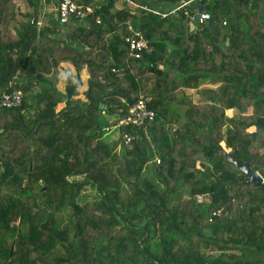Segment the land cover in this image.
I'll return each instance as SVG.
<instances>
[{"label": "trees", "instance_id": "trees-1", "mask_svg": "<svg viewBox=\"0 0 264 264\" xmlns=\"http://www.w3.org/2000/svg\"><path fill=\"white\" fill-rule=\"evenodd\" d=\"M26 1L13 30L0 0V96L24 93L0 109V264H264V181L224 154L264 177V0H78L88 24L41 27ZM200 4L211 17L191 24ZM128 20L153 47L141 58ZM62 63L86 68V100L80 79L57 88ZM141 96L155 118L120 123Z\"/></svg>", "mask_w": 264, "mask_h": 264}, {"label": "built area", "instance_id": "built-area-1", "mask_svg": "<svg viewBox=\"0 0 264 264\" xmlns=\"http://www.w3.org/2000/svg\"><path fill=\"white\" fill-rule=\"evenodd\" d=\"M125 1V0H124ZM128 5L132 6L133 8L143 7L148 9L147 6H143L133 0H126ZM51 9L56 12V16L60 18V21L66 25L70 24L73 19H78L81 22H86L87 18L93 14L94 8L91 5H83L79 3L78 0H51L50 2ZM188 2L181 3L180 5L176 6L171 13H176L177 10L182 8ZM156 13H162L158 8L152 9ZM197 10L195 15L190 17L191 24H193L196 18ZM166 16L168 13H162ZM210 13L206 10L200 14L199 23H204L206 20L210 19ZM34 20V19H33ZM97 22H101L100 18L97 19ZM43 22L39 19L38 26H42ZM128 29L133 32L131 36L126 38L127 42L130 44L129 48L132 52V55L135 58H141L145 52L150 53L153 50V47L150 46L149 40L145 37H136L138 36V30H135L130 20H128ZM113 71H118V69L113 68ZM24 99V93L20 89H16L10 92H4L0 96V109H13L18 108L22 105ZM151 101L150 97L141 96L139 100L135 103H132L128 106V116H126L120 123H133L135 125H143L147 121H152L155 118L156 112L153 109H150L149 102ZM119 123L117 124V126ZM133 136L131 134H126L123 137V142L128 144ZM157 163L161 162V158H156ZM200 201L203 200V196H198Z\"/></svg>", "mask_w": 264, "mask_h": 264}, {"label": "crops", "instance_id": "crops-1", "mask_svg": "<svg viewBox=\"0 0 264 264\" xmlns=\"http://www.w3.org/2000/svg\"><path fill=\"white\" fill-rule=\"evenodd\" d=\"M123 1L124 0L118 1L117 2V7H118V5H121V8H122L125 5ZM16 3H17V8H20L21 11H25V7L26 6L28 7V5H27L28 3H27L26 0H16ZM42 5L43 6H42L41 13H40V20H42L43 25H44V23L47 24V23L50 22V19H48L49 10H51V11H53V10L51 9L50 3H48L46 0H42ZM128 6H129V8L134 9L132 6H130V5H128ZM165 8L167 10H171V9H173L175 7L171 6L170 4H165ZM18 11H19V9H18ZM24 14L25 13H22V12L18 13V19L12 24L13 30H15L14 29L15 27H19V29H20L22 22H25L27 20V17ZM19 19H21V20H19ZM58 70L59 71L57 73V77L53 76V78H54V80L56 82V86L59 89V91L64 93L65 86H66L67 80L69 78H72L75 81V83H77L79 81V79H80L82 81H81V86L79 87V95L77 97H79V98H81L83 100H86L85 95H84L85 90L88 88V85H87L88 73L86 71V68H84L80 72V77H79L77 71L75 70L74 66L72 64H69V63H62L61 67ZM39 76H41V74ZM204 80L209 81V82L211 81L209 78H206ZM202 86H214V85L210 82L208 84L203 83L201 85V87ZM185 90L187 92L191 91L190 95L192 97H193V95H197V90H194V89H185ZM36 91H37V89H34V91H33L34 94L36 93ZM60 105H62L60 107V109H61L65 105V101L60 102L58 106H60ZM110 122H112V121L110 120Z\"/></svg>", "mask_w": 264, "mask_h": 264}, {"label": "water", "instance_id": "water-1", "mask_svg": "<svg viewBox=\"0 0 264 264\" xmlns=\"http://www.w3.org/2000/svg\"><path fill=\"white\" fill-rule=\"evenodd\" d=\"M205 10L206 8L202 4H200L199 12L197 13L196 18H195L196 22L199 21L200 14L204 12ZM86 24L88 23L86 22ZM220 147L223 148L224 147L223 144H220ZM224 154L227 156L230 162L235 164L237 168H239L242 172L246 174L247 178L245 180V183L253 182L255 184H260L264 181V177L260 174V172L251 170L249 161L239 162L236 158L232 156L231 152L226 149H224ZM157 264H181V263H175L174 261H166V262L157 263ZM185 264H191V263H185Z\"/></svg>", "mask_w": 264, "mask_h": 264}, {"label": "rangeland", "instance_id": "rangeland-1", "mask_svg": "<svg viewBox=\"0 0 264 264\" xmlns=\"http://www.w3.org/2000/svg\"><path fill=\"white\" fill-rule=\"evenodd\" d=\"M25 7V6H24ZM118 8H121V5H118ZM19 9V11L20 12H22V13H28L29 12V8L26 6L25 7V11H21L20 10V8H18ZM21 15V14H20ZM48 19H50V22L52 23V22H54V24H57L58 23V20H57V16H56V12H54V11H51V10H49V17H48ZM19 20H21V19H19ZM15 29V28H14ZM66 82V81H65ZM202 83H205V84H208V83H210L209 81H206V80H202ZM187 92V91H186ZM188 94H191V91H189V92H187ZM196 95H193V98L195 97ZM73 103V102H72ZM62 105H60V106H57V110H59L60 109V107H61ZM227 113L229 114V115H232V113H233V111L230 109V110H228L227 111ZM103 118L104 119H107L108 118V120H109V122H110V120L111 121H113L115 118H117V116H108V114H106V115H104L103 116ZM116 129H118V128H116ZM113 138L114 139H118V138H122V136L121 135H119V131L117 130L116 131V135H113ZM121 142H123V139H122V141ZM87 192H86V194H93V195H95L96 193H95V191L93 190V189H91V187H88L87 188ZM70 210H67V212H66V218H69V216H70ZM63 217H64V215H63Z\"/></svg>", "mask_w": 264, "mask_h": 264}, {"label": "clouds", "instance_id": "clouds-1", "mask_svg": "<svg viewBox=\"0 0 264 264\" xmlns=\"http://www.w3.org/2000/svg\"><path fill=\"white\" fill-rule=\"evenodd\" d=\"M86 23V22H85Z\"/></svg>", "mask_w": 264, "mask_h": 264}]
</instances>
